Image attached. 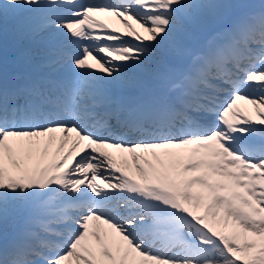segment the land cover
Listing matches in <instances>:
<instances>
[{"label":"snow or ice","instance_id":"obj_1","mask_svg":"<svg viewBox=\"0 0 264 264\" xmlns=\"http://www.w3.org/2000/svg\"><path fill=\"white\" fill-rule=\"evenodd\" d=\"M0 264H264V0H0Z\"/></svg>","mask_w":264,"mask_h":264},{"label":"bare ground","instance_id":"obj_2","mask_svg":"<svg viewBox=\"0 0 264 264\" xmlns=\"http://www.w3.org/2000/svg\"><path fill=\"white\" fill-rule=\"evenodd\" d=\"M112 19L114 21H116V22H119V21L115 20L114 18H112ZM259 95H260V92L257 93L256 96H259ZM237 104L240 105V109H241L242 112H247L248 115H253L254 116L253 106L251 104H249L246 100H238ZM257 129H260V127H257Z\"/></svg>","mask_w":264,"mask_h":264},{"label":"rangeland","instance_id":"obj_3","mask_svg":"<svg viewBox=\"0 0 264 264\" xmlns=\"http://www.w3.org/2000/svg\"><path fill=\"white\" fill-rule=\"evenodd\" d=\"M255 137H258V135H255Z\"/></svg>","mask_w":264,"mask_h":264}]
</instances>
